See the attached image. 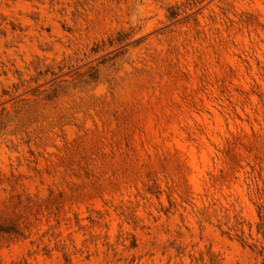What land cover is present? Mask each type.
Here are the masks:
<instances>
[{
    "label": "rangeland",
    "instance_id": "374dc122",
    "mask_svg": "<svg viewBox=\"0 0 264 264\" xmlns=\"http://www.w3.org/2000/svg\"><path fill=\"white\" fill-rule=\"evenodd\" d=\"M0 264H264V0H0Z\"/></svg>",
    "mask_w": 264,
    "mask_h": 264
}]
</instances>
